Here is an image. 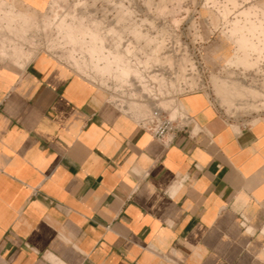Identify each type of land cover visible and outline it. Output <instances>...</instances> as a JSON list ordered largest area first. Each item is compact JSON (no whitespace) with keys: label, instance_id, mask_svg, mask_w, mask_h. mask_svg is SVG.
I'll list each match as a JSON object with an SVG mask.
<instances>
[{"label":"crops","instance_id":"1","mask_svg":"<svg viewBox=\"0 0 264 264\" xmlns=\"http://www.w3.org/2000/svg\"><path fill=\"white\" fill-rule=\"evenodd\" d=\"M17 58L0 59V264H264V112L186 93L193 123L159 140L50 54Z\"/></svg>","mask_w":264,"mask_h":264},{"label":"rangeland","instance_id":"2","mask_svg":"<svg viewBox=\"0 0 264 264\" xmlns=\"http://www.w3.org/2000/svg\"><path fill=\"white\" fill-rule=\"evenodd\" d=\"M31 12L30 42L18 41L5 28L0 32L17 44L12 51L20 54L19 66L22 57L29 61L46 53L77 73L67 61L76 48V58L85 56L89 66L84 78L116 107L128 101V109L122 110L135 120L154 105L166 109L165 101H176L168 109L173 115L183 107L180 96L198 90L229 119L254 122L264 112V0H49L42 10ZM54 13L67 16L69 23L74 18L75 26L98 30L105 47L123 55V64L132 68L129 81L119 82L115 73L101 79L86 50L69 42L55 25ZM253 24L256 39L243 45L241 36L249 39ZM220 51L221 57L213 55Z\"/></svg>","mask_w":264,"mask_h":264},{"label":"bare ground","instance_id":"3","mask_svg":"<svg viewBox=\"0 0 264 264\" xmlns=\"http://www.w3.org/2000/svg\"><path fill=\"white\" fill-rule=\"evenodd\" d=\"M8 5L9 4H7V2H5V0H0V32L3 31L2 28H5L6 31L8 30L11 33H15V36H19L18 39L20 42L21 41L22 42L27 41L28 39H30L27 37L28 33L30 32V25H32L33 22L35 23V21H33V18H34L33 12H31V11L29 12L27 9L16 8L14 5L11 6V4H10L11 8L9 10ZM55 5H56V3H55ZM55 5H53L52 7H54ZM52 13H53V11H52ZM54 14H53V16L56 18L54 23H56L55 25L58 27L60 32L65 33L69 42L73 43L76 47L79 46L82 49L86 50L87 55L90 57V63H96L97 62V65L94 66L95 67L94 70L97 71V74L99 75V77L101 79L105 78V76L108 74H114L115 73L116 74L115 79L118 80L119 82H123L126 80L129 81V77L134 73L132 68L123 64V62H124V56L123 55H121L120 53L112 52L108 48L105 47V45L100 41V38H99L100 36H99L98 30H91L90 28L83 26L82 24H79V26L77 25V27L80 28V30H79V28H76V26L73 25L74 24V21H73L74 18H72L71 22L69 23V21H67V16H62V15L60 16L58 14L57 15L56 14L54 15ZM1 23H6V26L3 27ZM33 25H35V24H33ZM31 29H33V26H31ZM235 31H237V30H235ZM235 31H234V33H236ZM244 31H243V34H244ZM255 31H256V26L253 24L249 27V32H247V34L250 33L249 39H246L247 38V37H245L246 35L245 36L242 35L241 36L242 40H240V42L242 43V41H243L242 44L244 45V42H245V43H247L245 45L248 46V44L250 43L251 37H254L252 39H256V37H255L256 35L254 34ZM2 37H4V36L2 35ZM2 37L0 36V57L5 58L8 54V50L12 51V49H13L12 45L13 44L11 43L12 39L10 37L8 39L5 36V39L3 38V40L1 39ZM260 37L263 38L261 41L264 42V31L261 33ZM259 45L260 46H257L258 49H259V47H261L262 44H259ZM15 46H16V43H15ZM251 46L254 49L256 47V46L253 47V45H251ZM263 48H264V43H263ZM82 49H80V50H82ZM16 50H17V46H16ZM76 56H77V54H76V48H75L70 52L69 57L67 58V61H68V63H72L74 66H76L77 71L79 72V73L78 72L77 73L79 75L86 76L87 75V68L89 66H88L86 60L83 59L85 56L82 57V59L81 58L77 59ZM17 60H19V58ZM14 62H16V59ZM18 62H16V63H18ZM15 64H14V66H15ZM141 78L143 79V77H141ZM101 79H100V81H102ZM227 86H229V85H227ZM224 87H226V86H224ZM146 89H147V87H146ZM162 94H164V93H162ZM127 102H125V104L119 105L120 106L119 109L122 112H124L122 110L123 108L128 109L127 107H124V105H126ZM138 102H140V101H138ZM175 102L176 101H167V102L165 101L162 104L166 107V109H169L170 106L172 105V103H175ZM175 106H176V104H175ZM160 107H162V105ZM175 112H176V110H175ZM127 114H130L132 116L131 113H127ZM170 114L172 115L171 112H170ZM144 115L145 114H143L141 117H143Z\"/></svg>","mask_w":264,"mask_h":264},{"label":"built area","instance_id":"4","mask_svg":"<svg viewBox=\"0 0 264 264\" xmlns=\"http://www.w3.org/2000/svg\"><path fill=\"white\" fill-rule=\"evenodd\" d=\"M138 123L156 139L163 140L168 139L174 131L186 129L193 123V119L184 107H177L176 112L171 115L168 109L154 105L147 114L139 118Z\"/></svg>","mask_w":264,"mask_h":264}]
</instances>
